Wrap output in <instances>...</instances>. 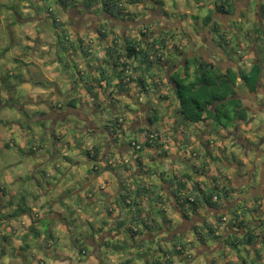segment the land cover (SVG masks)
I'll list each match as a JSON object with an SVG mask.
<instances>
[{
	"label": "rangeland",
	"instance_id": "rangeland-1",
	"mask_svg": "<svg viewBox=\"0 0 264 264\" xmlns=\"http://www.w3.org/2000/svg\"><path fill=\"white\" fill-rule=\"evenodd\" d=\"M0 1H3V7L12 5L13 10L16 11V13L12 12L11 14H9L7 9H4V13H0V185L5 189V192H0V217H2L3 214L5 215L3 220L0 218V264H94L93 262L89 261L90 259H92L91 257H93L92 254L94 256H98L99 259L103 258L105 264H117L114 263L112 258H116L117 261H120L118 264H145V256L149 255L145 254L148 247L141 248L136 245V242H140V239L137 236L135 238L133 234H131V232L128 230V226L135 223V221H132V214L136 212L137 207L134 204L125 206L124 201H122L120 197L116 198V195L113 196L114 198L110 197L108 200L106 198L104 199V194L105 196L111 194V190H106V188L110 186L111 181H114L110 180L108 181L107 185H104V183L106 182L105 177H109L110 179H118V176H124L125 173L128 172L125 179V185L127 186V188H132L134 190L138 186L145 184H151L154 186H156L158 183L162 184L163 181L160 175L161 173H165V176L163 175V178H165L167 182H169V180L177 182V180L179 181V179L187 174V172L190 173V176H192L193 179L200 178L197 173V168H199L206 176H204L203 180L201 181L204 188H209L211 186V180L209 178H214L221 186H223L224 184H227V179L222 176L224 173H227L225 161L232 158L234 153H240V150L238 151L237 146L234 145L239 144L234 142L235 138L229 139V145H227L225 142L221 143L222 140L220 141L219 139H217V137H219L217 130L219 131L221 129L220 126L216 127L214 125L213 129L211 127H208L204 121H201L199 123L189 122L186 121L181 114L177 126V129L179 131V134L177 133V142L180 141V138H184L186 139V141L183 143V145H180L181 148L176 147L178 153H180L177 157H172L171 159H166L165 161H156L155 159L151 158L152 153L149 151V149L145 148V144L143 143V135H141L140 133L132 135V138L136 137L141 140L143 139V142L141 141V143L144 147L142 149L136 150L134 157L131 156V158H133L131 159L130 163L126 162V165L119 164V166H115L117 175L108 173L107 175H98L93 179L94 183L93 186H90V188L91 190H93L94 196L101 197L102 200H100L99 198L98 202L96 201L92 204H89V201H85V197L82 198L80 195H78V193H74L76 189L81 188L84 184H86L88 173L93 171L92 165L93 162L96 161L95 157L94 159H92L88 157L87 154L83 151L78 152L81 153L78 156L74 154L75 149L77 148L75 147V144H81L85 147L89 139L88 136L82 134L77 138L76 141L74 140L75 142L69 143L68 137L70 136V134H72L73 129L68 128L66 132L67 135L63 134L64 137H62V140H53L51 129L50 132L46 130V122L48 124L50 122L46 121L49 117L45 118L44 116H50V114H46L45 111H52L55 113L59 109H64L61 112L66 113V111L68 110L66 106L69 105L68 103L71 101V96L66 93L62 96L58 95V93H46L40 95H37L36 93L30 94L26 92L24 86H22L20 82V78L22 77L26 78L27 80L36 78V74H32L28 68V65H32V63L25 64L28 59L25 44L30 43L27 37L29 39H34L33 37L35 36L36 31L41 33L42 37L38 36L37 38V40L39 41L38 45L40 47L37 46L38 49L36 50V54H32L30 56L32 57V60L43 59V56L46 57L47 53H56V55L64 54L62 50H56L55 48L53 49L54 46H50L51 42H58L55 27L52 21V15L44 14V23H42L41 25L31 24L30 26V21L20 22L18 18V15L25 17L30 16L22 10L24 9L23 4L25 0ZM38 1V4L41 5L37 11L39 16H42V12H45V8L46 6H48L46 5L47 1L49 4H52L50 6L52 7L51 14H55V16L60 14V17L57 16L58 18H60V20L61 17L65 18L64 21L67 20V16L61 15L64 14V11L59 6V4L55 2V0ZM87 1L89 2V0ZM139 1L138 3L133 4L128 1L125 2L126 9L131 11L130 12L127 10V12L125 11V13L127 14L126 16L137 17V23H132L133 25H140V29H146L145 27H143L144 23L146 26H148L146 21L155 18V14L148 15V11L146 14V10L148 8H143L144 5L142 6ZM143 1L147 5L157 7L156 5L151 3V1ZM172 4H167L169 16L171 15L174 20L182 19L184 17V14L181 15L177 13V11L172 6H170ZM89 5L96 11H98L97 9L102 10L101 0H92L89 2ZM214 8L215 1H213V3L207 4L205 7L193 8L192 10H197L201 15L204 16ZM165 18H167V16ZM165 18L163 20H166ZM12 21H14V23H12ZM187 22L188 20L186 19L184 22L185 25L187 24ZM255 25L258 26L257 23H255L254 26ZM11 26L14 27H12L11 29ZM29 27L31 28V30L30 33L26 35V37L24 31L27 32ZM187 27L190 28L191 25L187 24ZM152 28L153 27H149L148 29ZM11 31L15 32L14 37L16 42L13 44L11 43ZM70 31L72 32L73 30L70 29ZM238 31L241 33L239 41L250 45L248 43V40L242 37V32H244L245 30H242L241 28ZM135 32H137L136 35L139 37L142 34V32L140 31L139 33L138 30ZM83 33L85 34L86 32ZM93 33L95 34L96 32ZM245 33L247 37V31H245ZM250 36H253V34H250ZM84 40H88V37L85 36ZM9 44V50L6 51L5 48ZM79 44L80 43L77 41V45ZM43 45H47L46 48L49 49L48 52L39 50L43 48ZM231 54L232 58L239 60V56L235 51H232ZM75 55L77 59H81L78 65H83L82 63L84 61V58L87 56L84 57L81 51L75 53ZM244 57L248 58L247 54H245ZM179 61H181V59ZM84 64L85 69H87L88 64H86L85 62ZM9 70H11V73H9ZM44 74L45 73H41L40 75L44 76ZM76 76L79 75L76 74ZM84 81H86V79H84ZM166 86L163 87L164 91H172L168 93V104H166L164 99H162L159 95L161 90L158 89L161 88H155L154 91L151 92L152 94L150 97L148 96V94L143 95L145 96V101L149 100L152 106L156 107L159 111H162V113H168L170 111L173 113V116H176L178 113V109H175V106H177L180 101L176 93L173 92V89L170 87V85L168 84ZM69 90L70 89H66L65 92ZM83 90L84 93L80 95L76 94L75 99H72L73 103L75 105L77 104L79 108H83V113H89V115H91L96 122H99V119H102L103 111L100 108L103 106L104 113L107 115H111L113 114V112L117 111L119 112V114H125V116L128 113L126 107H130L131 109L135 107L131 99L122 96L119 99L120 95H118V93H111L110 90H94V95H92V93H89L86 87H84ZM93 98L96 99L95 103H97L98 105H96V111L91 113L90 108L86 104V101H93ZM27 99L31 101H34L36 99V101L29 102ZM44 99H47L46 104L48 105V110L46 109L45 111H40L44 112L41 113L42 116H40L39 118H34L33 114H37V110H43V108L41 107L43 105L41 103ZM116 99L119 100L117 101ZM81 102H83V107H81ZM59 103L62 104L59 105ZM22 106L23 108L24 106H29L31 108H28V110L24 108V111L26 110L28 112L27 113L22 111ZM112 106L115 108L114 110H112ZM262 118L264 119V114L258 112V114L252 119V123H250L251 126H253L254 128L255 126H262L264 124ZM28 120L30 121L29 123H27ZM67 122H71L74 125L77 123H83L80 118L74 116H72L71 119H69ZM43 123H45V125H43ZM128 123H130L129 120ZM57 125V128H60L59 122L57 123ZM51 126L52 125H50L49 127L51 128ZM181 129H183V133L181 132ZM124 131L127 136L126 141L129 142L128 138L131 136V129H125ZM201 131L204 134L201 133ZM257 136L258 135H255L254 138L256 139ZM167 139L170 140L168 134ZM96 140L101 141L100 135L96 137L95 141ZM53 141L56 142V145ZM81 142H84V144H82ZM41 145L44 146V150H41ZM177 145L179 146V144ZM48 148L49 151L51 150L50 153L48 151ZM57 148L58 151L55 152ZM226 148L228 149L225 150ZM195 149H198L202 152L201 154L203 158L207 152L210 153V155L212 154L214 156L213 160L208 163L210 167L209 170L207 169L208 165L204 164L203 166H201L203 164L202 159H198V157L187 154L191 153ZM114 151L115 149L112 150V153ZM181 153H183V155ZM44 154L48 155V157L46 158L47 160H45L44 162H39V160H41L40 156ZM135 155H139L140 158H136ZM75 158H81L82 160L79 161V164H76ZM243 158L244 162H250V160H252L253 158V154H244ZM258 158L260 160H264L263 153L262 156L260 155V157H255V160ZM219 159H222V164L220 163ZM137 161H139V165L145 173L144 180L138 178L142 175L140 176L138 174H134L137 169ZM96 162H98L99 165L101 163V161ZM256 163L257 161L255 162V164ZM218 167L219 170H217ZM255 168L260 173L261 168L259 164L256 165ZM192 169H194V171H192ZM218 173L219 176H217ZM187 176H189V174ZM62 177L65 180L63 182V185L59 187L58 191V187H56L55 184ZM10 178L14 181L9 182L11 180ZM255 179L256 178L254 177V180ZM186 181L190 182V180L188 179H186ZM66 184H68L69 186H66ZM50 185L52 186L51 189ZM101 186L107 187L105 189H101ZM185 186H188L186 182ZM163 192L167 193L165 190ZM57 195H62L63 200H65L66 202L61 203L60 201H58L59 196ZM146 197L147 195H142L141 198L145 203H148L147 209L151 210L149 213H147L148 216H151L156 220L153 225L154 230L152 235L157 238L159 234L158 226L162 224V222H158V219L163 218V216L161 218V214H163V212H160V207L154 205V201L150 203L151 201ZM51 199L57 200H54V202H52V204L54 205L52 209L56 208L58 211L62 212V217H64L65 219H62L60 216H57L55 218L46 216L45 210L43 208H51L49 207V204H51ZM10 200L13 204L10 202ZM42 201L46 202L47 204L44 203V206H41L40 203H42ZM165 205L168 206L167 208L170 209V212L175 213L176 219L173 226L178 227L179 224L184 221L183 215L181 213L178 214L177 211L174 212L172 210V207H169V202L165 203ZM33 206L36 210H32ZM185 206L192 207V204L186 202ZM108 208L116 209L117 215L118 212L123 211V216L120 217L124 218V221L122 222L124 227L122 229V234L114 238L109 237V240L103 246V250L101 252L102 255H96L94 251L95 246L90 243L91 240L88 237L96 236L98 234L97 228H102L106 224H108ZM250 208L252 210V207ZM2 209H4L5 211L1 214ZM41 209H43L44 212L41 211V213H39ZM29 210H32V212ZM251 210L246 209V211H244L243 214L244 216L246 215V218L249 217ZM199 211H201L200 214L203 215L205 213H208L209 209L206 206H202L199 208ZM28 212H31V216L28 215ZM138 212H140V215H143V217L145 216L144 209H141V211ZM235 212L239 214L241 213V209L236 210ZM17 213H19L18 215L21 216V218L19 217L20 219H16L18 217L16 215L13 216V214ZM225 213L229 214L230 211H226ZM10 214L11 216H8ZM89 214H91L90 218L88 216ZM207 216V218L212 221V223L215 221L211 213H209ZM144 218L147 219L146 217ZM15 219L16 221H14ZM200 219L201 218L196 215L197 223H201ZM9 221H14V225H17V231L15 233L12 232L10 225L13 224ZM32 223L36 225L39 231V235L35 237L34 235L29 234V236L27 237L29 247H26L24 249L25 253L23 254L22 248L25 242L22 239V235L26 234L28 227ZM187 230V234H190L192 236V241L195 244V248L190 249L195 253L194 257L191 258L187 264H196L201 262L203 264H207V261H209V263L213 262L215 264L214 259L206 258L205 255L196 254L197 251L201 248V240L196 237L193 231V227ZM50 231L53 232V237L48 238V234L50 233ZM203 239L205 242L207 241V246L212 249L214 247L212 245H216L217 243H219L220 237H211L210 235H205ZM47 240H49V242H47ZM158 241L159 240L156 239V242ZM82 244L87 247V250H85V252L83 253H80L81 250L79 249V246ZM189 246L191 247L192 243ZM237 248H239V246H228V250H226L227 252L224 251V254L218 257V261H221V264H223V261L226 258V261L228 262H231V260L233 262H240L244 254H238ZM262 248H264V244L261 243L259 244V246L257 245V249L259 251ZM244 258H246V255H244ZM176 259L177 262H179L177 257ZM99 264H102V262H99Z\"/></svg>",
	"mask_w": 264,
	"mask_h": 264
},
{
	"label": "crops",
	"instance_id": "crops-1",
	"mask_svg": "<svg viewBox=\"0 0 264 264\" xmlns=\"http://www.w3.org/2000/svg\"><path fill=\"white\" fill-rule=\"evenodd\" d=\"M92 0H89V2ZM96 1V0H95ZM151 1V0H150ZM202 0H194V1H185V0H162L161 3L157 4L151 1V3H153L155 6H150V5H146V8H148L146 10V14L148 11V15L150 14H155V18H152L148 21H146V23L148 24V26L154 30V33L158 38H166L167 39V45L165 47H162L163 53L164 54V58H169L170 60L167 61L166 65L163 64L162 66H155V70H150V72H148L147 76H146V80L149 81L150 83H153L154 89L155 88H161L158 90H161V92L159 93L160 97L162 99H164V101L166 102V104L169 103V94L170 90L164 91L163 87L166 85H170V87L173 89V92L175 93L174 90V84L172 83V81L170 80V76L173 74H176L178 72V70H180L182 68V62H184L186 57H195L198 59V61H205L208 63H215V61L219 62V63H227V66L231 67L234 70H244L246 72V68H247V64L245 62H241L240 60H236L234 58H232L229 54L226 53L227 52H231L234 49L237 50V48L239 47L240 50L242 49V45L245 46L246 43L244 42H238L237 46L234 43V40H232L230 42V44L226 47H224L222 44H219L217 39L215 38V33L213 31V29L211 28L210 25H205V23H203V17L205 15H207V13L203 16L199 13V11H194L192 10L193 8H200L199 7V3H201ZM245 3H249V5L251 3L254 2V0H244ZM38 0H25L23 6L24 9H22L24 12H26L27 14H29L30 16H19L18 14V18L20 20V22H28L30 21V26L31 24L35 25V24H42L45 22V17L44 14H50L47 12L46 8H45V12H42V16H39L38 14V8H40L41 5L38 4ZM56 2V1H55ZM89 2L87 0H77L75 5H71L69 6V8L67 9H63L64 14L61 15H65L67 16V20L66 22V26H68L69 29L73 30V37H72V41L71 42H77L80 40V37H82L84 39L85 36L88 37V40H85V44L88 45L91 49H90V54L84 58L83 61V65L79 64L81 59H77L75 54H72V61L73 63L77 64L79 66V68L81 69L82 73L84 74V78L82 76H76V74L74 75V69L75 68H71V69H67V70H61V65L59 62V54L56 55L55 54H48L45 56H43V59H35L32 60V57H30L32 54H36V50L38 49V47H40L38 45V36L42 37V34L39 33L38 31L35 32V36L33 37L34 39H29L26 35L30 33L31 28L29 27V29L26 31H24L25 36L27 37L28 41L30 42L29 44H25L26 49H27V62H25V64H30L32 63V65H28L29 71L32 74H36V78L32 79V80H27L26 78H20V82L22 84V86H24L26 92L32 94V93H36L37 95L40 94H48V93H58V95L62 96L65 93L71 96L72 98H75L76 94H82L84 93V87L88 88L89 85H94L91 90L89 91V93H92V95H94V92L96 90L99 89H105L106 91L110 90L111 93H118V95H120L119 99L122 97L125 98H129L131 99V101L134 103L135 107L133 109H131L130 107H126L127 108V115L125 116V114H119V112L115 111L113 112V114L111 115H107L104 113V106L101 107L100 109H102V119H99V122L95 121L94 118L89 115V113H83V108H79L78 105L76 104L75 106H69L67 105L66 107L68 108V110L66 111V115L64 117H60L61 115H63V113L57 112L54 113L52 111H45L48 108V105L46 104V100L48 99H44L42 100L43 102L41 103L43 106H41L43 108L37 110L38 113L37 114H33L34 118H39L40 116H42L41 113L44 112H40V111H45L46 114H50V116H44L49 117L46 121L50 122L49 124L46 122V130L48 132H50L51 129V135L53 137V140H62L63 134L67 135V129H73L72 134H70V136L68 137V142H75L77 140V138L82 135L85 134L88 136V142L86 143V146L84 148H92L95 147V153H92L95 156L96 161H101L100 165L98 162L94 161L93 165H92V170L91 172L88 173L87 176V182L86 184L83 185V187L78 188L75 190L74 193H78V195H80L82 198H86L85 201H89V204H92L94 202H98L99 198L100 200L101 197H95L93 190H91L90 186H93V179L96 178L98 175H107L108 173L111 174H115L117 175V171L115 170V166H119L120 165H126V162H131V159L134 157V154L136 153V151L133 150V148L131 147L130 143L126 141L127 138L123 139L122 135L125 132L124 130H128L131 129V136L128 138V140L132 139V135H136L137 133H140L141 135H143V138L147 132L146 128H151V129H158L157 131H163L166 134H168L169 139L163 146L159 147L157 144H153L152 146H145L146 149H149V151L152 153L151 158L155 159L156 161H165L166 159H171L172 157H177L180 153H178L177 148H181L180 145H183V143L186 141V139L184 138H180V141L177 142V133L179 132L177 129L178 126V121L180 119V111H179V106H180V102L177 106H175V109H178V113L176 116H173L172 112H166V113H162V111H159L156 107H152V104L150 103V101H145V96L143 94H148L145 92L141 91L140 86L138 85V83L133 82L130 84V88L129 91L127 92H121L119 91L115 85H107L106 80H102L100 82V84H97L95 82V79L98 78L99 76V70L97 68V65H100L102 61H104V59L106 58L105 55V47L110 43L111 38L113 36L116 35H123L125 33H129L131 36L136 37V33L135 31L138 30V32L140 33V31H144V28H139L141 27L140 25H136V24H132V23H137V17L133 16H126L127 14H125V17L119 15L118 18L116 20L112 19L107 13H105L103 10L97 9L98 11H96L95 9H93L92 7H90ZM170 3L176 11L177 13L183 15L184 17L180 20L178 19H173V17L170 15L169 16V10L167 9V4ZM209 3H213V0L209 1ZM3 1H0V13H4V9H7L8 13L11 14L12 12H15V10H13L12 5L10 6H6L3 7L4 5ZM46 4L48 6H51L52 4H49L48 2H46ZM133 4V3H131ZM162 4V5H161ZM190 5V6H189ZM245 4L244 2H242V0H239V9L240 7H243ZM101 6V4H100ZM189 6V7H187ZM34 10V12H33ZM44 10V9H43ZM128 9H126L127 11ZM130 11V10H128ZM131 12V11H130ZM210 12H214L213 10H211ZM33 13V15H32ZM217 13V12H214ZM195 15L198 16V18L195 17ZM60 17V14L57 15ZM167 16V18H165ZM145 17V16H144ZM166 19V23L168 24L167 26L163 25L164 20ZM64 17H61V20L64 21ZM188 20L187 24H190L191 27L188 28L187 24L185 25V20ZM53 20V19H52ZM247 21V20H246ZM144 22V21H143ZM12 23H14V21H12ZM150 23V24H149ZM255 23V22H254ZM254 23L251 24L250 26L248 24H245V28L247 30H254L253 31V35L256 33H262L263 32V28L261 26L257 27V30L255 29ZM213 23L211 22V25ZM12 25V24H11ZM101 26H105L107 27V29H111V31H108V35L109 37L107 38V40H99V33H98V28ZM145 23L143 25V27H145ZM175 26V27H174ZM14 26H11V29ZM110 27V28H109ZM147 27V26H146ZM156 29H155V28ZM136 29V30H132V29ZM92 30V31H91ZM94 30V31H93ZM56 31V29H55ZM83 32H86L85 34ZM93 32H96L95 34ZM184 32L187 33V35H189V39H184L182 36H184ZM15 32L11 31L10 35L12 37L11 39V43H15V37H14ZM56 35H57V31H56ZM191 35V36H190ZM139 37V36H137ZM256 39V38H255ZM257 41L259 44L260 42H263L262 38H257ZM32 42V43H31ZM121 42V41H120ZM50 43V42H49ZM36 46V47H35ZM38 46V47H37ZM47 46V45H46ZM46 46H42L43 48L39 49L42 51H46L48 52L49 49L46 48ZM50 46H54L53 49L55 48L56 50H59V44L58 42H51ZM178 47L179 50H176L175 47ZM258 46V45H257ZM10 44L7 45V47L5 48L6 51L9 50ZM235 47V48H234ZM259 48H262V45L259 44ZM238 50V51H240ZM80 51V50H79ZM78 51V52H79ZM58 52V51H57ZM232 53V52H231ZM53 55V56H52ZM52 56V57H51ZM56 56V57H54ZM177 57V58H176ZM179 57V58H178ZM252 54L248 55V58L251 59ZM20 58V57H18ZM176 58V60H175ZM181 59V61L179 62V60ZM75 60V62H74ZM87 65V69H85V64ZM173 62H176L175 64H173ZM178 62V63H177ZM244 66V68H243ZM75 67V65H74ZM195 67L191 66L189 72L191 73V75H194ZM47 70V72H46ZM11 71V70H9ZM155 72V75H154ZM41 73H45L44 76H41ZM139 74V72L136 74L135 77H137ZM156 78V80L158 81V85L155 82V80H153V78ZM43 77V78H42ZM83 78V79H82ZM193 78V76H192ZM84 79H86V81H84ZM262 80L264 82V75L262 77ZM118 80H115L114 83H116ZM240 83V82H239ZM238 83V84H239ZM237 84V85H238ZM168 87V86H166ZM169 87V88H170ZM66 89H70L69 91H66ZM154 89H152V91L149 92L148 96H151V92L154 91ZM95 90V91H94ZM126 93V94H124ZM74 95V96H73ZM177 95V94H176ZM87 97V95H86ZM236 98L241 100V104L242 107L246 109L247 111V116L248 114H250L252 110L254 109H258L262 110V112L264 113V89L261 90V92H251L250 90H248L247 88H245L243 85H239V88L236 90ZM119 99H116L117 101ZM28 100V99H27ZM29 102H34L36 101V99L33 101L28 100ZM96 99L93 98V101H86V104L88 105V107L90 108V112H94L96 111V105L97 103H95ZM79 103V102H78ZM82 105L81 107H83V102H81ZM131 103V102H129ZM62 104V103H61ZM39 105V104H38ZM130 105V104H129ZM93 106V107H92ZM36 107V106H35ZM138 107V108H137ZM248 107H250L251 110L248 109ZM24 108L26 110H28V108H31L29 106ZM23 106L21 107L22 111H24ZM112 110H114L115 108L112 106L111 107ZM137 108V111H136ZM37 109V108H36ZM35 109V110H36ZM99 109V110H100ZM153 109H157L159 112V120L157 121V123H154L153 125L150 124V121L148 119V115L149 113L154 114ZM24 112H27V111ZM48 110V109H47ZM60 111V110H58ZM28 113V112H27ZM40 113V114H39ZM52 114V116H51ZM54 115V117H53ZM78 117L80 118V120L82 121L84 117H87V120H89V123L84 122L83 123H77V124H72L71 122H67L69 119H71V117ZM115 116H121L122 118L124 117V121L125 124L123 126V129L121 130L122 133H120L121 137H116L115 138V142L114 144L109 145L110 143V139L113 138L112 137V133L110 132V129H112L113 125L111 123V119H113ZM128 117V118H127ZM64 120V121H63ZM128 120L130 121V123H128ZM62 121V122H61ZM30 121L28 120L27 123H29ZM59 122V127L57 128L58 125L57 123ZM206 125L208 127L213 128L214 124L212 122V120L208 119L205 121ZM148 124V125H147ZM50 125L51 128L49 127ZM109 126L111 128H109ZM57 129H56V128ZM214 129V128H213ZM181 132L183 133V129H181ZM208 132V131H207ZM201 133H203L201 131ZM218 136L217 139H219L222 142H225L227 145H229V139H231L230 137L227 138V134L232 133L235 134V142L238 141V139L241 137V139L243 140L245 138V136L249 135L248 129H247V125L245 123V121L243 119H239V120H235L231 125H229L226 128H221L219 131L217 130ZM260 133V132H259ZM125 134V133H124ZM179 134V133H178ZM204 134V133H203ZM100 135L101 137V141H95L96 137ZM134 138V137H133ZM134 139H138V138H134ZM75 140V141H74ZM140 140V139H139ZM54 142V141H53ZM175 142V143H172ZM82 144H84V142H81ZM234 143V142H233ZM54 144L56 145V142H54ZM179 144V146L177 145ZM79 144H75V147H77L75 149V155L78 156L81 153L78 152H82L81 149L78 147ZM174 145V146H173ZM235 145V144H234ZM89 146V147H88ZM237 148H239L238 145ZM42 149L44 150V146L41 145ZM225 147V146H223ZM115 149V151L112 153V150ZM165 149H168V153H163ZM228 148H226L225 150H227ZM49 151V148H48ZM51 151V150H50ZM49 151V153H50ZM58 151V148L55 150V152ZM93 151V150H92ZM198 151V153H196ZM94 152V151H93ZM207 152V151H205ZM48 153V155H49ZM202 152L199 151L198 149L193 150L191 153H187V154H191L194 157H198V159H202L203 164L201 166L208 165L207 169L209 170V164L212 160H213V155L210 153H206L204 155V158L201 154ZM55 154V153H54ZM183 155V153H181ZM47 154L41 155V160H39V162H44L45 160H47L46 158L48 157ZM238 154H235V156ZM131 156H133L131 158ZM210 156V157H209ZM136 158L140 157L139 155H135ZM76 160V164H79V161H81V158H75ZM236 157H232L229 160L225 161V167L227 168L226 171L227 173H224V176L227 177L228 179H230V181L233 183L234 179L232 178L233 172L235 170V165H236ZM137 169L136 172H134V174H138V175H142L141 179H145V173L143 171V169L140 167L139 165V161H137ZM95 166V167H94ZM192 171H194V169H192ZM125 173V172H124ZM127 173H125L124 176L121 175V177L118 176V179H110L109 177H105L106 182L104 183V185L108 184V181L110 180H114L110 182V186H101V189H105L106 190H111V194L103 195L104 199L106 198L107 200L111 197L114 198L113 196L116 195V198L121 196V192L123 191V189L127 188V186L125 185V179L127 176ZM197 173L199 175L200 178H192V176H190V173L187 172V174H185L183 177H181L179 179L182 180L184 183L186 182L188 184V186L186 187V191L189 192L192 188V185L195 184H200V188L203 187L201 181L203 180V177L205 176L203 171H201L199 168H197ZM189 176H186L188 175ZM161 178H162V184H157L155 187H157L158 189H161V192L164 196V201H166L165 203L169 202V207H172V210L174 212H178V214L181 213L180 209L178 207H176V202L173 198V194L172 191L174 189H177V185H178V180L177 182H174L173 180H169V182H167V180L165 178H163V175L165 176V173H161ZM206 177V176H205ZM217 177V176H215ZM117 178V177H116ZM11 179V178H10ZM186 179L190 180L186 181ZM64 178L62 177L61 179L58 180V182L55 184L56 187H58V191H59V187L63 185L64 182ZM14 181L13 179H11L9 182ZM241 181V180H237ZM116 182V183H115ZM176 183V184H175ZM49 184V183H48ZM220 185L214 178L211 179V185ZM257 185V184H256ZM66 186H69L68 184H66ZM51 185H50V189H51ZM250 185H247V188H249ZM115 188V189H114ZM199 188V189H200ZM204 188V187H203ZM246 188V189H247ZM261 190L264 191V184H262V186L260 187ZM137 188H135L134 190H136ZM166 191L167 193L163 192ZM136 195V191L134 192ZM262 193V191H261ZM134 195V196H135ZM59 196V195H57ZM142 196H137L134 197L137 201L138 204H134L137 209L136 212L134 214H132V217L134 218V216L137 215L138 211H141V209H144L145 211V216L147 218V220L149 221V223H152V227L150 229L146 228H136L135 224H132V226H134V228H136V230H141L139 233H137L134 237L136 238V236L140 239L139 244L141 243V241L145 242V246L142 248H147V252L145 254H149L145 256V264H147L148 262L152 261L154 256H158L161 253L162 254V250H158L157 248L161 249H169L171 248L170 245V241L166 240V238L174 236L176 234H183V238H184V243H185V250L184 253L188 256V257H184V256H173L174 259V263L173 264H187L189 262V260L191 258L194 257V252L191 251L190 249L195 248V244L193 243V238L190 234L188 233L187 229H191L193 227V225L195 223H197L196 220V215H200L201 211H199L198 213L195 214H191V216L188 217H184V221H182L178 227L173 226V224L175 223V219H176V215L175 213L170 212V209L167 208L168 206L164 204H159L155 202V206L160 207L159 210L162 208L165 212H163V214H161V218L163 216L162 219H158V222H162L161 225L158 226V237H154L152 235L153 233V225L156 222L155 219H153L151 216H148L147 213H149L151 210H148V203L144 202L141 198ZM146 198H149L148 195ZM56 200V199H54ZM53 199L50 200L51 204H49V207L51 208H43L45 210V214L46 216L50 217V218H55L57 216H60L62 219H65L64 217H62L63 213L58 211L56 208H53L54 205L52 204V202H54ZM57 201V200H56ZM58 201H60L61 203L66 202L65 200H63V196L60 195ZM11 202V200H10ZM128 202H131V200L129 199ZM142 202V203H141ZM12 203V202H11ZM40 203V202H39ZM43 202L40 203L41 206H44ZM127 202H124L125 206H128L126 204ZM152 203V202H150ZM224 203V202H223ZM13 204V203H12ZM47 204V203H46ZM133 205V204H131ZM47 206V205H45ZM165 206V207H163ZM223 206H227L226 208H219V209H215V208H211L208 207L209 211L208 213H211V215H213V218L215 219V216L218 212L222 213V211H225L228 209V207L230 206V204H223ZM222 206V207H223ZM79 208V207H78ZM41 209L39 213L44 212V210ZM32 210H36L33 206ZM32 210H29L32 212ZM48 210V211H47ZM108 213H109V220H108V224H106L104 227L102 228H97L98 234L94 237H88L91 240V244L95 246V253L96 255H102L101 252L103 250V246L106 244V242L109 240V237H117L120 234H122V229L124 227V225L122 224V222L124 221V218H121L120 216H123V211L118 212L117 215V210L116 209H111L108 208ZM5 210L2 209L1 213H3ZM79 211V209H78ZM228 211V210H227ZM31 212H28V215L31 216ZM36 212V211H35ZM162 213V212H161ZM190 213V212H189ZM231 213V212H230ZM177 214V217H178ZM4 215V214H3ZM91 214H89V218ZM207 213L201 215L202 218H206L207 217ZM10 216V215H9ZM14 216V214H13ZM18 217L16 219H20L21 216L17 215ZM225 216L227 217H231V214H226ZM224 216V217H225ZM246 216V215H245ZM244 215H240V218L243 222H248L250 220V215L248 218H246ZM20 217V218H19ZM191 218V219H190ZM253 218V217H252ZM16 219L14 221H16ZM229 219V218H228ZM254 219V218H253ZM201 220V219H200ZM203 220V219H202ZM256 223H259L260 219H255ZM14 221H9L12 222V224L14 225ZM112 222V223H111ZM190 225V226H189ZM185 226V227H184ZM182 227H184L182 229ZM221 227V228H220ZM220 239H219V243H217L216 245H212L214 246L212 249L209 248L205 243L201 242V248L197 251L196 254H200V255H205L206 258H212L215 261V264H221V261L219 260V256H222L224 254V251L227 252L226 250H228V246H232L231 243L229 241H231L232 239L236 240L237 245L239 246V248H237V252L238 254H244L246 255V258H244V255L242 257V259L240 260V262H233L231 260V262L223 261V264H264V248L260 249V251L257 249V245L259 246V244H264V238L263 236H261L259 234V230L261 228L264 227V223L258 225V228H254V224H251L249 226V224L247 225V229L248 230H252V232L255 234V243L250 244V243H245L242 244L241 243V239L244 238V236H247L248 231L244 230L245 226H235V224H230L229 221H225L221 224L220 226ZM250 229H249V228ZM126 228V227H125ZM138 230V231H139ZM17 231V230H16ZM194 231V230H193ZM18 233V232H17ZM237 236V238H236ZM261 236V238H260ZM162 238V240H161ZM156 239H158L159 241L156 242ZM161 240V241H160ZM165 240V241H163ZM163 242V243H162ZM189 242V243H187ZM192 243V246L190 247L189 245ZM136 245H138V243H136ZM237 246V247H238ZM80 248V246H79ZM156 249L158 251H156ZM120 251V250H118ZM259 251V252H258ZM260 253V256H259ZM93 257H91L92 259H90V262H93L94 264H99V262H102V264L104 263V259L103 258H98V256H94L92 254ZM178 261L177 262V259ZM98 258V259H96ZM172 258V257H171ZM114 263H119L120 261H117L116 258H112ZM130 261V260H129ZM218 261V262H217ZM217 262V263H216ZM107 264V263H106ZM196 264H203L201 263H196ZM207 264H214L213 262L209 263V261H207Z\"/></svg>",
	"mask_w": 264,
	"mask_h": 264
},
{
	"label": "trees",
	"instance_id": "trees-1",
	"mask_svg": "<svg viewBox=\"0 0 264 264\" xmlns=\"http://www.w3.org/2000/svg\"><path fill=\"white\" fill-rule=\"evenodd\" d=\"M55 1L62 9H67L69 8V6L75 5L77 0ZM127 1L136 3L139 0ZM127 1L101 0L102 10L113 19L118 18L119 15L127 18L125 16V2ZM153 1H156L157 4L162 2V0ZM51 8L52 7L50 6H46L47 12L52 15L53 25L57 31L59 44L58 48L64 52V54L59 56L60 65L63 70L75 68L73 74H79L84 78V74L82 73L78 65L73 63L71 56L72 54L77 53L79 50L83 53L84 57L88 56L90 54L91 48L85 44V40L82 37H80V40L78 41L80 43L79 45H77V42H71L73 33L70 31L68 26H66L65 21L60 20V18L55 16V14H51ZM195 17L198 18L197 15H195ZM204 21L205 25H210L212 29L214 28V25H211L212 12H209L207 15H205ZM145 28L146 29L142 31L140 37H133L129 33H125L123 35H116L115 33V36L111 38L110 43L104 49L106 58L101 62L100 65H97V68L99 70V76L95 79V82L97 84H100L102 80H106L107 85H115L116 88L121 92L129 91L130 84L133 82L138 83L142 92L149 94V92L154 89L153 83L147 81L146 76L148 72H150V70H155V66L158 67L162 66L163 64L166 65L167 61L170 60L169 58H164L165 53H163L162 50V47H165L168 42L166 38H158L155 34H153L154 30L148 29L149 26H145ZM106 30L107 27L100 25V27L98 28L99 40H107L109 35L107 34ZM175 48L176 50H179L177 46ZM175 63L176 62H173V64ZM191 66L195 67L193 78L191 76V73L189 72ZM138 72V76L135 77ZM9 73H11V71H9ZM259 73L260 67L258 65H254L251 69V72L245 76L242 74V71L238 72L234 69H231L227 73V80H223V72L219 68L215 67L214 63L198 61V59L195 57H186L184 62H182V68L178 70L176 74H172L170 76V80L174 84L175 93L177 94L180 101L179 111L186 121L199 123L201 121L205 122L206 120L210 119L216 127L220 126V128H226L235 120H245L247 118L246 109L242 107L241 100L236 98V90L238 89L236 82L238 81V78H245L248 83L254 85L259 78ZM115 80L118 81L114 83ZM153 80H155L158 85V81L156 80L155 76ZM93 86L94 85H89L87 89L90 91ZM72 99L68 104L70 106H75ZM153 111L154 114L149 113L148 115V119L151 125L157 123V121L160 119L158 110L153 109ZM110 121L113 124L111 125L112 129H110V132L112 134H117L113 135V137H119L120 135L118 133L123 129V125L125 124L124 117L122 118L121 116H115ZM43 125H45V123H43ZM109 128L111 127L109 126ZM146 130L147 132L145 136L149 138V134L156 132L158 129L146 128ZM145 142V145L147 146L157 144L159 147H161L164 145V143L157 140L152 143L149 139H146ZM129 143H131V141H129ZM144 146L142 145V148ZM78 147L81 149V151L85 152L88 157L94 159L95 156L92 153H95V147H93V149H88L84 148L81 144H79ZM163 153H168V149H165ZM196 153H198V151ZM139 158L140 157H138V159ZM199 188L200 184H193L191 190L187 192L185 183L183 181H179L177 189H174L172 191L173 198L176 202V207L180 209L181 214L184 217H188L191 216V214L198 213L199 208L202 206L219 209L223 206L222 200H225V202H227L228 197H230L231 195V189L226 185L220 186L216 184L214 186H211L209 189ZM135 191L137 196L148 195V199L151 202L154 201L159 204L165 203V201L163 200L164 196L161 192V189H158L154 185H141L138 186ZM0 192H5L4 187L1 185ZM134 195L135 193L132 188H125L121 192L120 198L122 201L127 202V205L138 204L136 199L134 198L136 197V195ZM215 196L216 199H214ZM129 199L131 200V202H128ZM248 201L249 200H246L243 203L234 202V204H232V202L230 204L228 209L231 212V217H228V221L230 224H235V226H247V223L243 222L239 218L241 214L244 215L243 213L244 211H246V209L251 210L250 204H246ZM186 202L191 203L192 207H186ZM232 207L236 210L241 209V213L238 214ZM223 208L226 207L223 206ZM252 208L257 209V207ZM160 212L165 211L161 208ZM18 214L19 213L14 214V216H17ZM225 215V212H218L213 223L207 218L208 216L206 218H203V220H201V223H195L193 225V230L196 237L200 239L201 242H205L203 239L205 235H210L211 237H220V234H217L216 230L224 222L223 217ZM4 217L5 215L0 218L3 220ZM132 221H135L134 224L136 228L141 227L143 229H150L152 227V223H149V221L145 219L143 215H140V212H137V215L134 216ZM33 223L28 227L26 234L22 235V239L25 242L22 248L23 254L25 253L24 249L26 247H29V242L27 240L29 234L34 235L35 237L39 235V231L36 225ZM263 223L264 220H262V224ZM10 227L12 232L15 233L17 230V225H10ZM136 228H134L132 224L128 226V230L131 232V234H133V236L141 231L139 229V231L136 230ZM48 235V238L53 237V232L50 231ZM182 235L183 234H176L174 236L166 238L171 242V248H157L158 250H162V254L158 253L160 255H155L153 260L148 262L147 264H173V256L181 255L184 257H188L184 253L185 243L183 242L184 238ZM247 235L249 237L244 236V238L241 239V243H255V234L252 232V230H248ZM47 242H49V240H47ZM229 242L231 243V245H234L236 247L238 246L236 240L234 239ZM136 243H138V246L141 248L146 244L144 241H141L140 244L139 242ZM79 249L81 250L80 253H83L85 252V250H87V247L82 244L80 245ZM157 249L156 251H158Z\"/></svg>",
	"mask_w": 264,
	"mask_h": 264
},
{
	"label": "flooded vegetation",
	"instance_id": "flooded-vegetation-1",
	"mask_svg": "<svg viewBox=\"0 0 264 264\" xmlns=\"http://www.w3.org/2000/svg\"><path fill=\"white\" fill-rule=\"evenodd\" d=\"M147 1H150V0H147ZM151 1L156 3V1H153V0ZM209 1L211 0H202L201 3H199V7H205L207 4H209ZM213 1H215V8L213 9V11L217 12V13L212 12V23L214 25L213 31L215 33V38L217 39L218 43L222 44L224 47L228 46L232 40H234V43H236L235 44L236 46L238 42H241L239 41V37L241 36V33L238 30L241 28L243 30L245 28L244 27L245 24H248L250 26V24H253L255 22L258 24V26H261L264 29V0H254V2L251 3L250 5L249 3L247 4L245 3L244 0H242V2H244L245 5L243 7H240V9H239V0H213ZM139 3L142 4V6L144 5L143 8H145L147 5L145 4L143 0H140ZM204 17H203V23H205ZM163 25L165 26L168 25L165 20L163 22ZM258 26L255 25L256 30ZM132 30H136V29L134 28ZM244 30L247 31V37H246L245 31L242 32V37L246 38L250 45H247V44L245 46L242 45L241 50L237 46L238 47L237 50L236 49L233 50L238 54L240 63L245 62L247 64V68L245 69L246 72L242 69H240V71H242V74L245 76L251 72V69L254 65H258L260 67V73H259V78L255 82L254 85L248 83L245 78L239 77L238 81L236 82L237 84L240 82L237 85V88H239V85H243L245 88L250 90L252 93L253 92L259 93L261 92V90L264 89V82L262 80V77L264 75V30L262 33L261 32L256 33L253 36H250V34H252L254 30L252 31L247 30V29H244ZM258 37L263 39V42L259 43L260 45H262L263 49L259 48V44H257ZM183 38L189 39L190 37L189 35H187L186 32H184ZM231 52L226 51V53L232 57ZM245 54H247V56L252 54L253 56L251 57V59H249L247 57L246 58L244 57ZM214 66L219 68L223 72L224 74L223 80H227L228 78L227 73L232 68L227 66V63L222 64L217 61H215ZM248 109L251 110L250 107H248ZM250 112L251 113L248 114L247 118L244 120L247 125V129L249 130L248 131L249 135L245 136L243 140L240 137L238 141L236 142L234 141L235 143L239 144L238 151L240 150V153H238V155L235 156L236 153H234L233 155L234 157H236V160H237L236 165H235V170L231 178V179H234V182L232 183L230 179L224 176V174L222 175L227 179V184H224V185H226L227 187L231 189L230 191L231 195L230 197H228L229 202L228 201L225 202V200L224 201L222 200V203L224 202V205H225L227 203L231 204L232 202L243 203L246 200H249L246 204H250L251 207H257V209L252 208L253 210L250 211V220L247 223L254 224V228L257 229L258 225L260 224L257 225L255 219H261L263 216V212H264V191L261 190L260 188L262 184H264V175L260 179L257 178V176H259L260 173L256 170V168L254 169V166L257 164V163L255 164L256 160L258 161V159L255 160V157H260V155L262 156V153H264V124L260 127L255 126L254 128L253 126H251L250 123H252V119L258 114V112H260L261 114H264V113L262 112V110H259V108L254 109ZM60 117H63V115H61ZM262 120L264 121L263 118ZM82 121L84 122L87 121V123H89V120H87V117H84ZM255 135H258L256 139L254 138ZM226 136L227 138L229 137L235 138L236 133L235 134L228 133ZM122 138L123 139L127 138L126 134L123 133ZM114 140H115V137L111 138L109 145L113 144ZM248 153H252L253 158L252 160H250V162H244L243 155L248 154ZM219 160H220V163L222 164V159H219ZM217 170H219V167L217 168ZM217 176H219V173L217 174ZM254 177L256 178L255 180H254ZM209 179L211 180V178ZM237 180H241V181L237 182ZM248 184L250 185L249 188H247ZM249 194L251 196L248 197ZM199 217L202 218L201 215H199ZM184 227H182V229ZM244 230L248 231L247 226H245ZM263 231H264V227L259 230V234L261 236L263 234Z\"/></svg>",
	"mask_w": 264,
	"mask_h": 264
},
{
	"label": "built area",
	"instance_id": "built-area-1",
	"mask_svg": "<svg viewBox=\"0 0 264 264\" xmlns=\"http://www.w3.org/2000/svg\"><path fill=\"white\" fill-rule=\"evenodd\" d=\"M146 139H149L150 140V142H155V140H157V141H159V142H162V143H166L167 141H168V139H167V134L165 135V133L163 132V131H156V132H153V133H150L149 134V138H147L146 136H144V142H143V139H142V142L143 143H146L145 141H146ZM132 143H133V145H135V148L136 149H140V148H142V143H141V141H138V140H133L132 141ZM215 198H216V196H215ZM228 220V217L227 216H225V217H223V221L225 222V221H227ZM221 228V227H220ZM220 228H218L217 230H216V233L217 234H220Z\"/></svg>",
	"mask_w": 264,
	"mask_h": 264
},
{
	"label": "water",
	"instance_id": "water-1",
	"mask_svg": "<svg viewBox=\"0 0 264 264\" xmlns=\"http://www.w3.org/2000/svg\"><path fill=\"white\" fill-rule=\"evenodd\" d=\"M238 72H239V70H237ZM263 155H264V153H263ZM257 161V160H256ZM259 164V166H260V168H261V171H260V174L261 175H259V176H257V178H261L263 175H264V160H260L259 158H258V161H257V164L256 165H258ZM256 165L254 166V169H255V167H256ZM255 171V170H254ZM249 196H251L250 194L248 195V197ZM232 204H234V202L232 203ZM222 212H224V211H222ZM262 220H264V212H263V216H262V218L260 219V221H259V223H257V225L258 224H262ZM263 234H264V231H263Z\"/></svg>",
	"mask_w": 264,
	"mask_h": 264
},
{
	"label": "clouds",
	"instance_id": "clouds-1",
	"mask_svg": "<svg viewBox=\"0 0 264 264\" xmlns=\"http://www.w3.org/2000/svg\"><path fill=\"white\" fill-rule=\"evenodd\" d=\"M136 3H138V2H136ZM126 12H127V11H126ZM112 19H113V18H112ZM115 19H117V18H115ZM115 19H114V20H115ZM107 30L109 31V29H107ZM107 30H106V31H107ZM110 31H111V29H110ZM110 31H109V32H110ZM182 37H183V36H182ZM124 94H126V93H124ZM59 105H61V103H59ZM54 106H55V105H54ZM69 106H70V105H69ZM57 110H58V109H57ZM59 110H60V111H57V112L63 113V112H61V111H63L64 109H59ZM65 115H66V114L63 113V117H64ZM123 126H124V125H123ZM120 133H122L121 130L119 131L118 134L120 135ZM113 135H117V134H113ZM113 135H112V136H113ZM119 137H121V136H119ZM133 140H138V141H142V140H141V139H140V140H139V139H134V138H132V139L129 140V141H131V143H130L131 147H133L134 151H136V150H138V149H136V148H135V145H133V143H132ZM114 142H115V140H114ZM144 144H145V143H144ZM145 146H146V145H145ZM140 149H142V148H140ZM202 188H203V187H202ZM203 189H207V188H203ZM214 199H216V198L214 197ZM225 207H227V206H225ZM228 209H229V207H228ZM228 209H227V210H228ZM227 210H226V211H227ZM228 211H229V210H228ZM224 212H225V211H224ZM229 214H230V213H229ZM200 215H201V214H200ZM201 219H202V218H201ZM200 221H201V220H200ZM227 221H228V220H227ZM263 235H264V234H262V236H263Z\"/></svg>",
	"mask_w": 264,
	"mask_h": 264
}]
</instances>
